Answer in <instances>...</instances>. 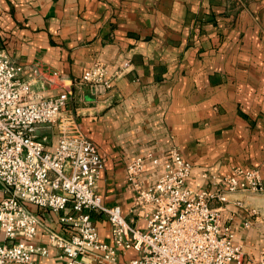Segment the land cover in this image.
Instances as JSON below:
<instances>
[{"label":"crops","instance_id":"crops-1","mask_svg":"<svg viewBox=\"0 0 264 264\" xmlns=\"http://www.w3.org/2000/svg\"><path fill=\"white\" fill-rule=\"evenodd\" d=\"M0 49L23 67L22 80L34 68L46 72L44 90L34 84V94L71 93L66 115L105 162L98 195L128 222L135 194L127 167L147 153L166 159L177 147L197 191L214 190L235 167L258 169L264 181V0H0ZM96 61L115 75L103 94L81 80ZM40 135L48 149L58 143L55 125ZM263 199L264 192H239L216 205L253 255L264 250V234L246 222ZM30 209L41 220L33 244L48 249L36 261L61 264L48 230L66 235L67 228L52 212ZM73 214L71 207L62 213ZM92 217L111 245L107 217ZM138 257L120 254L117 264Z\"/></svg>","mask_w":264,"mask_h":264},{"label":"built area","instance_id":"built-area-1","mask_svg":"<svg viewBox=\"0 0 264 264\" xmlns=\"http://www.w3.org/2000/svg\"><path fill=\"white\" fill-rule=\"evenodd\" d=\"M23 70L0 49V185L5 193L0 200V264H39L35 256L48 255L47 248L33 244L41 220L31 206L57 215L67 228L66 235L48 230L61 264H87L85 257L96 264H117L120 254L130 251L139 257L129 264H264V250L247 253L216 207L228 194L263 193L260 170L235 167L215 182L214 190L197 191L189 185L192 165L177 147L166 159L154 153L135 157L127 167L135 194L130 223L121 207L105 206L98 195L105 162L66 115L71 93L34 94V84L44 90L46 72L34 68L22 80ZM114 78L110 65L96 61L81 80L103 94L112 89ZM52 125L59 140L48 149L40 129ZM69 207L74 214L62 215ZM94 214L109 220L111 245L101 242ZM254 217L258 212L252 209L247 229ZM137 221H144L146 229Z\"/></svg>","mask_w":264,"mask_h":264},{"label":"rangeland","instance_id":"rangeland-1","mask_svg":"<svg viewBox=\"0 0 264 264\" xmlns=\"http://www.w3.org/2000/svg\"><path fill=\"white\" fill-rule=\"evenodd\" d=\"M259 209L261 212L258 214V217L253 218L252 223H254V228L264 234V199L261 201V207Z\"/></svg>","mask_w":264,"mask_h":264}]
</instances>
